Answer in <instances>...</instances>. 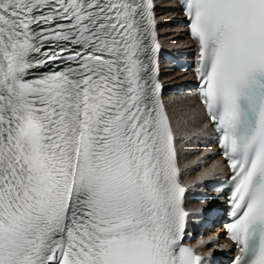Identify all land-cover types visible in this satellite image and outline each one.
Here are the masks:
<instances>
[{
    "label": "snow or ice",
    "instance_id": "1",
    "mask_svg": "<svg viewBox=\"0 0 264 264\" xmlns=\"http://www.w3.org/2000/svg\"><path fill=\"white\" fill-rule=\"evenodd\" d=\"M183 5L232 172L231 264H264V0ZM155 8L0 0V264H213L186 246Z\"/></svg>",
    "mask_w": 264,
    "mask_h": 264
},
{
    "label": "bare ground",
    "instance_id": "2",
    "mask_svg": "<svg viewBox=\"0 0 264 264\" xmlns=\"http://www.w3.org/2000/svg\"><path fill=\"white\" fill-rule=\"evenodd\" d=\"M160 33V31H159ZM163 73V81L167 83V85H171V81H169L170 78L172 77L171 73H168L166 70H162ZM176 81V80H175ZM180 82V80H179ZM166 102H167V107H168V111L175 129V133L177 135V137H179L181 134H186L188 133V131L186 129L188 126V121L189 119H197V109L195 110L192 103L191 102H186V101H177L172 99L171 97H166L165 98ZM186 125V126H185ZM180 147V159H181V166L185 171H187L188 167H192V160L191 159H187L185 157H183V153H182V147L181 145ZM184 160H187V162H184ZM198 173V172H197ZM205 174V171H203L200 174L197 175H193L189 174L187 176L184 177V181L188 184L191 185L192 183H194L196 180L202 178Z\"/></svg>",
    "mask_w": 264,
    "mask_h": 264
},
{
    "label": "rangeland",
    "instance_id": "3",
    "mask_svg": "<svg viewBox=\"0 0 264 264\" xmlns=\"http://www.w3.org/2000/svg\"><path fill=\"white\" fill-rule=\"evenodd\" d=\"M155 1L158 7H163V4L164 6H168L171 2V0H155ZM157 15H158L159 22H161L159 26L160 28L159 31H160V39L162 41L163 46L168 49H171L177 46H185V44L188 43V41L184 40V34L181 31V28L179 29L177 28L176 22H175L176 17L170 14H169L170 16L164 15V13H160L159 11ZM174 76L175 75L172 74V77ZM179 80L181 81V79H176V81L174 79L170 83L171 84L178 83ZM190 123H193V121L191 120ZM187 127L189 128L190 125L188 124ZM186 130L188 131V129ZM184 162H187V160H184ZM202 172L203 171H200L198 173H193L192 176L200 174Z\"/></svg>",
    "mask_w": 264,
    "mask_h": 264
}]
</instances>
